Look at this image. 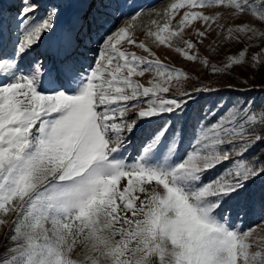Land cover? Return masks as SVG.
I'll list each match as a JSON object with an SVG mask.
<instances>
[{"label":"snow or ice","instance_id":"snow-or-ice-1","mask_svg":"<svg viewBox=\"0 0 264 264\" xmlns=\"http://www.w3.org/2000/svg\"><path fill=\"white\" fill-rule=\"evenodd\" d=\"M100 2L105 13L86 19L92 0H82L58 33L61 4L21 0L15 37L0 44V228L9 232L0 264H264V237L254 235L260 225L232 223L226 207L264 179V161L245 155L264 142V107L237 102L210 111L183 154L181 130L166 120L135 157L126 155L141 128L165 115L178 119L194 99L191 92L165 97L173 81L190 77L165 65L137 30L168 48L181 41L175 50L189 61L198 57L185 30L198 43L218 30L241 46L227 70L248 63L251 41L264 42V0H174L163 23H141L160 13L135 0ZM225 16L232 23H220ZM92 27L101 35L85 66L69 53ZM57 35L63 55L35 54ZM251 66H264V47ZM147 72L158 77L149 86L134 79Z\"/></svg>","mask_w":264,"mask_h":264},{"label":"rangeland","instance_id":"rangeland-1","mask_svg":"<svg viewBox=\"0 0 264 264\" xmlns=\"http://www.w3.org/2000/svg\"><path fill=\"white\" fill-rule=\"evenodd\" d=\"M42 3H58L64 8V15L57 20L58 33L64 28L69 17L77 12L82 11V0H41ZM69 2V3H68ZM135 2L143 9L149 12H159L160 15H145L141 23H147L153 19L163 23L165 20L164 10L174 0H135ZM21 0H0V44L8 45L9 42L15 37V17L19 12ZM105 8L100 0H92L91 8L86 13L88 17L96 15H103ZM209 12L226 11L225 9L213 8ZM123 19V18H122ZM179 19V17H177ZM220 23H232L228 21L227 16L224 17ZM239 23V21H235ZM175 24V21H173ZM119 26V25H117ZM195 27L201 31L204 26L197 22ZM215 27V26H213ZM186 39H191L196 43V48L191 50V53L197 55L196 61H189L185 59L181 53L175 50L176 47H183V43L179 40L173 41V47L168 48L163 45H158L153 42V39L147 37L145 32L137 30L136 37L138 41L145 42L148 47L156 54L165 65L175 67L188 73L189 79L183 80L179 86L173 81L170 85V90L164 94L166 98L181 97L185 92H191L194 99L188 101L185 111L180 114L178 119L165 115L158 121V124H147L140 131H138L132 138L131 144L128 146L126 155L128 159L135 157L148 137L153 128L159 124H163L166 120H171L175 127L179 128L182 133V142L179 147L181 154L189 151V145L193 141L194 133L198 123L202 122L205 115L210 111H216L217 114L223 112L224 109L231 107L233 104L239 102L240 104H248L253 108L264 107V66L259 70L251 66V56L258 52L261 47H264V42L254 40L250 43L253 47L249 50V55L246 58L248 63L243 66H233L227 70L225 64L228 58L238 55V49L241 46L233 45L224 42V37L218 36L217 31L203 40V43H198V37L193 33L192 29H186ZM101 31L95 27L88 30L86 34H82L75 47L69 55L85 66L91 62L97 55L95 49L98 47ZM128 50L135 52L137 55L148 56V53L135 46H126ZM36 55L41 58L47 57L56 60L59 56L63 55L60 48L59 36H55L50 40L45 41L44 45L37 50ZM150 59L152 57H149ZM208 60V66H205L203 60ZM212 66L223 70L220 73H213ZM140 83L149 86L150 80L158 79L155 73L147 72L143 77H134ZM207 86L213 91L211 92H195V89ZM146 107V105H143ZM261 142L255 144L245 155L251 160L258 154L260 160L264 161L262 156V149L258 148ZM227 164L219 166L211 172L206 179H211L214 175L223 171ZM259 197L264 198V179L257 178L254 182L248 184L246 189L242 191L235 199L228 202L226 207L230 211V220L232 223L247 229L256 225L260 228L256 229L254 235L264 237V199L259 201ZM247 200H244V199ZM12 219V218H10ZM9 235L8 228H0V253L9 246L6 244L5 237Z\"/></svg>","mask_w":264,"mask_h":264},{"label":"trees","instance_id":"trees-1","mask_svg":"<svg viewBox=\"0 0 264 264\" xmlns=\"http://www.w3.org/2000/svg\"><path fill=\"white\" fill-rule=\"evenodd\" d=\"M70 1H71V0H69V2H70ZM69 2H68V3H69ZM258 145H260V146H259L258 148L255 147V150L258 151V150L262 149V151H263L262 156H264V142H261V143L258 144ZM257 156H258V154L254 155L253 157L256 158ZM258 158L260 159V154H259V157H258ZM261 199L263 200L264 198L259 197V201H260ZM244 200H247V199L245 198Z\"/></svg>","mask_w":264,"mask_h":264}]
</instances>
